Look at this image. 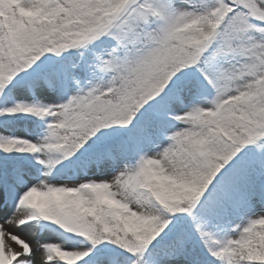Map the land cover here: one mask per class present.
Listing matches in <instances>:
<instances>
[{
  "label": "snow or ice",
  "instance_id": "6c2138e0",
  "mask_svg": "<svg viewBox=\"0 0 264 264\" xmlns=\"http://www.w3.org/2000/svg\"><path fill=\"white\" fill-rule=\"evenodd\" d=\"M0 264H264V0H0Z\"/></svg>",
  "mask_w": 264,
  "mask_h": 264
}]
</instances>
